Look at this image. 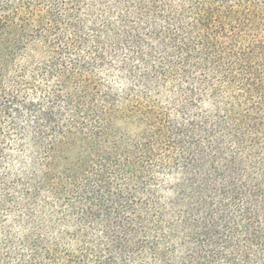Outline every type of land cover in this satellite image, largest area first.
<instances>
[{
    "label": "trees",
    "instance_id": "trees-1",
    "mask_svg": "<svg viewBox=\"0 0 264 264\" xmlns=\"http://www.w3.org/2000/svg\"><path fill=\"white\" fill-rule=\"evenodd\" d=\"M0 264H264V0H0Z\"/></svg>",
    "mask_w": 264,
    "mask_h": 264
}]
</instances>
